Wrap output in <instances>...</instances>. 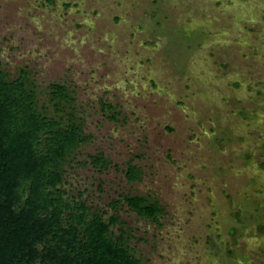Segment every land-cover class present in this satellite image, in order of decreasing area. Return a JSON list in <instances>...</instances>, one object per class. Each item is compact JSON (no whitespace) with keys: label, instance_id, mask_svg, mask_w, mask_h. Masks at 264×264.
Wrapping results in <instances>:
<instances>
[{"label":"rangeland","instance_id":"374dc122","mask_svg":"<svg viewBox=\"0 0 264 264\" xmlns=\"http://www.w3.org/2000/svg\"><path fill=\"white\" fill-rule=\"evenodd\" d=\"M0 64L51 115L67 86L87 140L65 196L118 216L140 264H264V0H0Z\"/></svg>","mask_w":264,"mask_h":264},{"label":"trees","instance_id":"16d2710c","mask_svg":"<svg viewBox=\"0 0 264 264\" xmlns=\"http://www.w3.org/2000/svg\"><path fill=\"white\" fill-rule=\"evenodd\" d=\"M31 85L27 72L11 79L0 64V264H140L124 229H111L118 216L106 219L85 200L65 196L63 163L87 140L72 112L66 119L56 114L70 101L67 86L51 84V115ZM91 159L107 164L102 155ZM126 177L138 180L140 170L129 165ZM122 201L145 219L157 221L163 212L145 196L125 194Z\"/></svg>","mask_w":264,"mask_h":264}]
</instances>
